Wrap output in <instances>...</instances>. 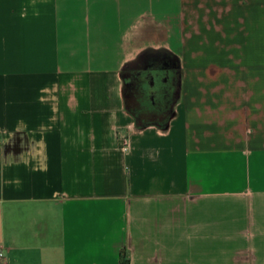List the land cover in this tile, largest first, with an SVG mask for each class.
Returning <instances> with one entry per match:
<instances>
[{"label": "crops", "instance_id": "1", "mask_svg": "<svg viewBox=\"0 0 264 264\" xmlns=\"http://www.w3.org/2000/svg\"><path fill=\"white\" fill-rule=\"evenodd\" d=\"M0 264H264V0H0Z\"/></svg>", "mask_w": 264, "mask_h": 264}, {"label": "built area", "instance_id": "2", "mask_svg": "<svg viewBox=\"0 0 264 264\" xmlns=\"http://www.w3.org/2000/svg\"><path fill=\"white\" fill-rule=\"evenodd\" d=\"M1 257H3V255H2V254H0V258H1Z\"/></svg>", "mask_w": 264, "mask_h": 264}]
</instances>
